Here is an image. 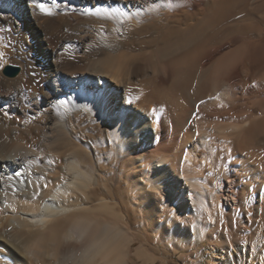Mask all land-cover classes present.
<instances>
[{
  "label": "bare ground",
  "instance_id": "obj_1",
  "mask_svg": "<svg viewBox=\"0 0 264 264\" xmlns=\"http://www.w3.org/2000/svg\"><path fill=\"white\" fill-rule=\"evenodd\" d=\"M136 1L143 4L148 3V0ZM76 2L86 5L87 8L100 7L98 10L105 12L108 9L110 11V8L114 9L112 0H76ZM119 3H121L119 8L123 15H126L123 0H119ZM150 7H153V3ZM257 35L256 39L253 38L255 39L252 45L253 55L248 57L250 65L264 59V32ZM220 40L216 43L219 44ZM235 41L221 40L218 48L204 45V47L207 46L205 50L210 53V56L206 58V61H211L209 65L206 64L209 68L206 71L208 73L205 79L203 78L204 81L200 82V79L195 98L186 101L178 114L174 116L156 105H145L147 107L134 105L128 82L118 80L115 76L114 85L101 82L100 86H94L96 88L90 91L87 87L92 86L89 83H95L97 76L92 73L82 79L73 76L74 78L67 85L64 84L65 86L61 82L56 84L64 87V90L56 87L53 89L55 102L56 99L59 101L63 98L76 97L81 103L87 105L92 104L91 101L95 97L100 98L103 93H106L103 95L106 99V106L103 110L109 120L107 135L110 140L106 138L110 141H108L109 145L111 144L109 147L111 150L113 147L116 155L113 158L115 160V165H113L115 173L113 174H119L121 177L124 175L126 178L122 181L124 188L120 206L111 200L115 193L109 199V195L107 196L105 192L108 191L107 187L106 190L102 188L105 182L104 177L109 178V175L112 177L113 170L110 171L111 168H108L111 173L107 176L102 173L103 165L100 164L99 159V163L96 161V154L89 150L90 147L87 148L86 142L81 143L72 135L65 136L69 134L66 132L62 135L63 138H59L60 134L53 131L55 127L61 128L60 126L64 125L62 121L61 124H58V121L57 123L50 121V125L44 124L39 128L41 132L28 131L26 134V131L24 133L15 131V127H12L14 131H11L7 129V126L0 125V264H137L138 261L141 262L140 264L151 263L154 259L153 257L150 259L151 255L143 249V236L170 247L174 252L179 253V259L184 263L192 261L197 264L199 250L196 255H193L191 253L193 245L208 238L215 252V264H228L229 257L232 258L230 262L236 264H264V246L261 244L264 214V158L260 161V158L256 160L246 149L252 136L264 127V98L260 97L257 87L245 90L238 85L244 76V64L240 58L241 53H238L241 45L236 48ZM195 52L198 51L195 50ZM236 53L237 58L240 59L235 57ZM235 58L237 61L234 60ZM205 63H201V66ZM235 63L236 67L232 68L231 73L222 75L229 65ZM158 66H162L163 69L161 68L159 77L157 75L159 78L157 86L167 88L168 82L177 70L167 63L164 66L161 64ZM200 69L202 72V67ZM53 73L46 74L47 81L50 82ZM55 73L59 72L55 71ZM203 75L205 76V73ZM20 79L23 82L27 81L25 77H20ZM21 80L18 79L19 82H22ZM55 80L58 82L57 79ZM11 82L8 84H12ZM255 82L257 86L264 87V79H258ZM30 85L27 86L30 87ZM27 86L24 85L28 89ZM34 92L36 95L39 94L37 91ZM34 95L32 98L35 100ZM246 98L250 101L253 99L251 102L260 106V116H254L248 111L250 107L245 106L242 107L243 110L247 109L245 116H242V119L239 117L236 119L235 113L238 116L239 109L235 113L233 111L237 103ZM89 106L91 108L92 105ZM57 110L62 115L60 110ZM62 110L65 111V109ZM79 110H74V112H79ZM72 115L75 116V114ZM86 115L88 119L89 114ZM77 118H80L79 115ZM24 122L23 126L27 124V121ZM194 122L198 124V135H195L193 131ZM208 124H210L212 135L208 134L209 130L208 132L206 130ZM148 125L152 131L147 128ZM52 132L58 135L57 138L54 136L55 143L52 142L54 141ZM96 147H98L97 144ZM205 149L209 151L210 157L204 154ZM112 151L108 153L113 155ZM262 153L259 155L262 156ZM236 156H240V159ZM107 162L106 160L105 163L102 162L105 164V169ZM210 162L214 163L212 164L214 169L211 168ZM228 178L231 179L232 185L229 194L236 199L235 202L237 201V204L234 202L236 206L230 208L229 212L221 200L224 195L225 180ZM106 185L109 187L110 183L107 182ZM95 186H101V190H104L100 194L97 193L96 198L94 196ZM93 212L96 213L95 216L92 215ZM131 218L135 219L139 225L141 231L139 236L135 235L129 226ZM65 219L68 220L67 226L63 224ZM242 219L247 222L245 226L239 224ZM216 223H219V226L221 224L233 226L231 236L234 237L232 241L237 244V249L241 252L240 256L238 253L239 257H235V253L232 252L233 248L231 249L232 245L226 242L228 238L214 228ZM136 241L140 245L134 247Z\"/></svg>",
  "mask_w": 264,
  "mask_h": 264
},
{
  "label": "rangeland",
  "instance_id": "obj_2",
  "mask_svg": "<svg viewBox=\"0 0 264 264\" xmlns=\"http://www.w3.org/2000/svg\"><path fill=\"white\" fill-rule=\"evenodd\" d=\"M75 1L76 0H0V125L5 127L7 126L8 130L14 131L13 128L15 127V131L19 133H24V131H26L25 134L28 131L38 133L41 132L39 128L43 127L44 124L50 125V121L56 123L58 121V124H61L62 121L64 125L62 123L63 126H60L61 128L55 127V130L53 131H57L61 136L55 135L57 132L55 134H53L52 132V139L54 140L52 142H56L54 136L63 138L64 136L62 135H65L66 133L69 134L65 136L72 135L77 141L81 143L86 142L85 144L87 148L90 147L91 149L89 148V150H92V152H94V154L98 156L97 158V156L95 155V159L96 161H98V159L100 160V164L103 165L102 173L107 176V174L111 173L110 171H114L113 165H115V160L113 158H115L116 155L113 147L111 146L113 150L112 151L109 147L111 144L109 145L108 143V141L110 140L107 135L109 120L108 116L104 114L105 110H103V107L106 106V99L103 95H106V93H103L102 97L100 98L95 97V99L91 101L92 104L87 105L85 103H81V101H79V99L76 97L66 99L63 98L59 101H57L56 99L55 102L54 100L56 97L53 96V89L56 87L59 89L62 88V90H64V87L56 84H60L61 82L62 85H67L75 76L76 78L82 79L90 76V74L92 73L93 75L97 76L95 78V83H89L92 86H90L89 88L87 87V90L90 91L92 88H96L94 86H100L101 82H107L114 85L116 79L122 80L124 82H128L131 90L130 95L133 101L132 103H134V105H156L162 110L164 109L168 114L174 116L175 114H178L179 110L181 109L183 104L186 103V101L193 100L195 98L197 90L196 88L198 87L200 82L204 81L208 73L206 72L209 69L207 65H209L211 61H206V58L210 56V53L208 52V50H205L207 46L204 47V45L206 44L211 47L214 46L213 48H218L221 44V40L223 41L225 39L235 41V39L239 38L237 41H235V46L236 48H238V46L241 45L240 47L244 49L243 50L240 47L238 48V53H241L240 58L244 64V76L242 77V81L238 82V85L243 89L245 88V90L257 87L260 92V97L264 98V87L260 85V87L257 86L258 84L256 83L258 81L255 82L258 79H264L262 78V76H264V59L257 61L252 65L248 63V57H251V55H253V40H255L258 36L257 34L264 32V0H216V3L215 0H166L165 3V0H148V3L145 4L136 0H123L122 4L124 5L123 7L125 9L126 15H123L121 9L119 8V4H121L119 3V0H112L114 9L110 8V11L112 10L111 12L109 11V9L106 10V12L103 10L97 11V9H99L100 7L94 8L93 6H90L87 8L86 5H80V3H75ZM150 2L153 3V7H150L152 4H150ZM210 4H212L213 6ZM41 5H43L44 9L46 10H42L40 7ZM145 5H147V7ZM155 6H157V8ZM154 7L156 8V10ZM92 12L96 15L92 14ZM106 13L108 14L104 15ZM246 14H248V16H246ZM226 22L227 24H225ZM247 25L249 27H247ZM232 28H234L235 31ZM225 32H227L226 35ZM228 35L230 36L229 38ZM218 40H220L219 44L216 43L218 42ZM241 42L242 44H240ZM191 47L192 50H190ZM195 50L198 52H195ZM208 53L209 55H207ZM184 55L188 56L186 57ZM236 55L237 53L235 54V57L237 58ZM236 58L234 59L236 61L237 59H240L239 57L237 59ZM94 61H96L95 64ZM163 62L165 64L167 63L171 65L172 67L174 66V68L177 70L174 73L172 79L168 82L169 88L157 86V81H159L158 77L163 69L162 66L158 65L161 64L164 66L165 64ZM201 63L205 64L201 66ZM6 64L20 66L19 74L15 77L4 76L2 74V68ZM200 66L203 69L202 72L200 71ZM229 66L227 70L225 68L226 71L223 70L224 72H222V75L225 76L231 73L232 68L236 67V63L234 65H231L230 67ZM28 69L32 73L30 71L28 72ZM55 71H58L59 73L56 74ZM50 72L53 73L50 78L51 83L46 79V74ZM204 73L205 76L203 75ZM29 74H31L32 77L31 75L29 76ZM33 74H35V76ZM69 76L72 78H70ZM108 76H110L111 78H109ZM114 76L116 79L114 78ZM20 77L27 78V81L29 82H23ZM97 77L101 78V80H99V78ZM15 78H18L19 81L21 80L22 82H19L18 79ZM55 79H57L59 83L56 82ZM34 80L35 82H33ZM10 82L12 84H8ZM20 83H23V85H20ZM30 83L32 85H35L32 86L30 85ZM28 84L30 85V87L27 86ZM252 84L256 85L253 86ZM24 85L29 87L28 89L30 90L24 87ZM11 86L14 88V90ZM18 86L20 87L19 89ZM31 87L34 88L32 89ZM27 91L30 94H28ZM34 91H37V93H41L42 95H36ZM33 95L34 97L38 96L39 98L35 97L34 100V98H32ZM247 96L248 95H246V97ZM157 101L159 103H157ZM251 101L249 99L247 100L246 98V100H242V102L240 101L244 105H240V102L237 103L236 109L233 112L235 113L239 109L238 112L243 115L240 116V114H238L237 116V114L235 113L236 119H242V116H245V114L247 113V109L243 110L245 106L246 108L250 107V110L248 109V111L254 114V116H260V106L258 104L256 105V103H252L253 101ZM60 104L62 105V107H60ZM250 104L252 105L250 106ZM89 105H92L91 108L93 110ZM65 106L67 107V111ZM61 108L65 109L67 113ZM42 109H44V111H42ZM57 109L60 110V113H62V115L64 113L65 114L62 116L61 114H59V111ZM47 110L49 114L48 112H46ZM74 110H79V112H74ZM30 114L33 115L31 116ZM36 114L38 115L36 116ZM70 114H75L76 117L74 115L71 116ZM86 114H89L88 119L86 118ZM78 115L80 118H77ZM65 117L68 119H66ZM5 118H7V120ZM21 118L24 119L21 120ZM44 118L46 119L43 121ZM39 119H41L42 121ZM23 121H27V124L24 122V126ZM69 123L70 126H68ZM209 125L210 124L206 125L208 126V128L206 127V130L207 132L209 130L208 134L210 133L212 135V130L210 129ZM66 127H69V129H67ZM147 128L151 129L152 131L150 125H148ZM193 128L195 135H198L199 129L196 122H194ZM69 130L71 131L69 132ZM79 130H81L83 133ZM105 132L106 135H104ZM257 132L252 136L249 146L246 149L250 155L256 158V160L260 158V161L264 158V127H261L259 130H257ZM79 137H81L82 139H78ZM106 137L109 140H107ZM92 144H94V146ZM96 144L101 148L99 147L98 149V147H96ZM98 150H100V152ZM110 151H112L111 154L113 155L109 154ZM259 152H263L262 156L259 155ZM208 153L209 151L205 149L204 154H207L206 157H210ZM236 158L240 159V156H236ZM105 160L106 162L108 161L106 163L107 170L104 168ZM103 161L104 163L102 164ZM109 164L111 165V167ZM212 164L214 165L213 162H210L211 168L214 169V166ZM108 168H111V170ZM113 171L111 174L113 178L109 175V178L106 177V179L103 175L105 182H103L104 186L102 185V188H105L106 190L107 187L108 191L105 192L107 196L109 195V199H111L113 197V193H115L114 197L111 200H114L118 206L121 202L120 199L122 190L124 188V182L122 181L123 178L124 180L126 178L124 175H122L121 177V175L119 174H113L115 173V171ZM107 182L110 183L109 187V184L106 185ZM230 185L231 179L228 178L227 180H225L224 195L221 197L222 203L225 205L227 212H229V209L236 206L237 204V201L235 202L236 199L229 194L230 188L232 187V185ZM98 187L99 186H95V198L98 196L97 193L100 194L104 191L101 190V186L99 187L100 189ZM118 188H121V192H119L120 190ZM93 213L94 214L92 215L95 216L96 213ZM262 223L263 237L261 244L264 246V214ZM63 224L67 226L68 220L65 219L63 221ZM218 224L219 223H216L214 228L218 229V231H220L223 235H225V237L228 238L226 242L229 243L228 245H232L231 249H234H232V252L233 254L235 253V257H239L241 252L237 249V244L232 241L234 240V237L231 236L234 230L232 229L233 226H225L224 224H221L219 226ZM239 224L241 226H245L247 222L246 220L244 221V219H242L239 221ZM129 226L135 233V235L138 234L139 236V233L141 231L139 230V225L137 224L135 219H130ZM226 230L228 231V233ZM142 241L143 249L145 250V252L151 255L149 257L150 259L152 257L154 259L153 262H146V264H194L192 261H185V263L182 262L179 259V253L174 252L172 249H170V247L162 245L158 241L156 242V240L154 239H149L143 236ZM139 245L140 243L136 241L134 247H137ZM226 247L228 248L227 245ZM198 250L199 256L197 264H215V252L214 250H212L208 238H205L202 242H198L197 244L193 245L191 253L193 255H196ZM231 259V257L228 258V264H236L230 262ZM140 263V261L137 262V264Z\"/></svg>",
  "mask_w": 264,
  "mask_h": 264
},
{
  "label": "water",
  "instance_id": "obj_3",
  "mask_svg": "<svg viewBox=\"0 0 264 264\" xmlns=\"http://www.w3.org/2000/svg\"><path fill=\"white\" fill-rule=\"evenodd\" d=\"M20 72V66L13 64H6L2 68V74L6 77H15Z\"/></svg>",
  "mask_w": 264,
  "mask_h": 264
},
{
  "label": "snow or ice",
  "instance_id": "obj_4",
  "mask_svg": "<svg viewBox=\"0 0 264 264\" xmlns=\"http://www.w3.org/2000/svg\"><path fill=\"white\" fill-rule=\"evenodd\" d=\"M40 7H41L42 10H46V9H44V6L43 5H41ZM97 11H99V10L97 9Z\"/></svg>",
  "mask_w": 264,
  "mask_h": 264
}]
</instances>
